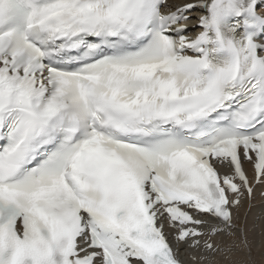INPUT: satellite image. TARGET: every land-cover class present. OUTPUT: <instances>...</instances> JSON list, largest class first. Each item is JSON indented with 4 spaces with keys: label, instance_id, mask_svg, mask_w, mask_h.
<instances>
[{
    "label": "snow or ice",
    "instance_id": "6c2138e0",
    "mask_svg": "<svg viewBox=\"0 0 264 264\" xmlns=\"http://www.w3.org/2000/svg\"><path fill=\"white\" fill-rule=\"evenodd\" d=\"M256 184L264 0H0V264H264Z\"/></svg>",
    "mask_w": 264,
    "mask_h": 264
},
{
    "label": "bare ground",
    "instance_id": "6f19581e",
    "mask_svg": "<svg viewBox=\"0 0 264 264\" xmlns=\"http://www.w3.org/2000/svg\"><path fill=\"white\" fill-rule=\"evenodd\" d=\"M173 3H180L183 0H171ZM235 210L238 213L239 220L248 228V239L251 243L253 258L259 262L264 256V200L254 196L250 204ZM255 224V228L252 225ZM242 255H234L231 259H243ZM207 264V261L204 262Z\"/></svg>",
    "mask_w": 264,
    "mask_h": 264
}]
</instances>
